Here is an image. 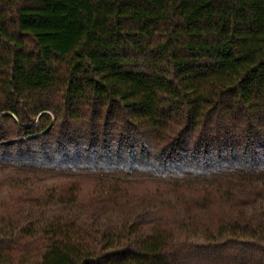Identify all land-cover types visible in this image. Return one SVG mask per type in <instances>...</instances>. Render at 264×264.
<instances>
[{
	"label": "trees",
	"instance_id": "16d2710c",
	"mask_svg": "<svg viewBox=\"0 0 264 264\" xmlns=\"http://www.w3.org/2000/svg\"><path fill=\"white\" fill-rule=\"evenodd\" d=\"M0 264H264V0H0Z\"/></svg>",
	"mask_w": 264,
	"mask_h": 264
},
{
	"label": "rangeland",
	"instance_id": "374dc122",
	"mask_svg": "<svg viewBox=\"0 0 264 264\" xmlns=\"http://www.w3.org/2000/svg\"><path fill=\"white\" fill-rule=\"evenodd\" d=\"M90 182H91V181H86V184H87V185H86L85 188H87V186H89V187L92 189ZM90 188H89V190H90ZM89 190H87V191H89Z\"/></svg>",
	"mask_w": 264,
	"mask_h": 264
}]
</instances>
